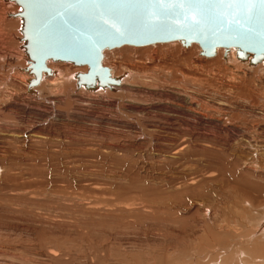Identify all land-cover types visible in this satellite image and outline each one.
<instances>
[{
  "label": "rangeland",
  "instance_id": "1",
  "mask_svg": "<svg viewBox=\"0 0 264 264\" xmlns=\"http://www.w3.org/2000/svg\"><path fill=\"white\" fill-rule=\"evenodd\" d=\"M1 9L0 264H264L258 68L112 49L117 77L133 75L120 93L76 89L85 68L50 61L66 94L16 95L23 19Z\"/></svg>",
  "mask_w": 264,
  "mask_h": 264
},
{
  "label": "water",
  "instance_id": "2",
  "mask_svg": "<svg viewBox=\"0 0 264 264\" xmlns=\"http://www.w3.org/2000/svg\"><path fill=\"white\" fill-rule=\"evenodd\" d=\"M20 6V15L23 19L21 32L23 34L25 49L29 56L27 71L35 76L29 90L40 84L44 74L52 75L48 67L49 61L66 62L79 67H87L86 73H78L77 87L90 89H106L119 85L120 81L111 76L110 69L103 65L104 52L109 49L120 48L126 45L143 47L156 43H170L182 41L188 46L198 43L202 53L206 56L215 55L217 48L237 49V56L247 60L252 56L251 64L264 63V16L261 15V6L257 2L255 8L227 7L221 5L217 11L223 17L216 19L214 15L203 20L198 32H189L179 28L156 31L140 30L138 34L125 38L105 40L102 44L90 51H80L68 43L69 35L80 38H91L95 43V29L98 21L88 16L79 17L65 27L64 21L55 15L59 6L55 3L36 5L33 0H10ZM39 8L40 14L37 15ZM180 11V9H177ZM250 15V18H249ZM176 19V17H173ZM182 19V17H180ZM197 19H201L197 16ZM239 21V27L236 25ZM69 29L71 32L69 33ZM249 29L251 31L249 32Z\"/></svg>",
  "mask_w": 264,
  "mask_h": 264
},
{
  "label": "snow or ice",
  "instance_id": "3",
  "mask_svg": "<svg viewBox=\"0 0 264 264\" xmlns=\"http://www.w3.org/2000/svg\"><path fill=\"white\" fill-rule=\"evenodd\" d=\"M33 2L36 5L57 4L59 10L55 15L64 21L65 27L79 17L88 16L97 20L95 43L91 38H87L85 42L82 34L79 39L71 34L68 37L70 45L85 52L91 50L89 44L95 48L105 40L125 38L138 34L140 30L179 28L198 32L202 21L209 16L214 15L216 19L223 17V13L217 11L221 5L242 7L250 12L258 2L261 6V15L264 16V0H33ZM39 14L38 8L37 15ZM197 16L201 19H197ZM235 23L239 27V21ZM261 35L264 36V32Z\"/></svg>",
  "mask_w": 264,
  "mask_h": 264
},
{
  "label": "bare ground",
  "instance_id": "4",
  "mask_svg": "<svg viewBox=\"0 0 264 264\" xmlns=\"http://www.w3.org/2000/svg\"><path fill=\"white\" fill-rule=\"evenodd\" d=\"M13 5H15L14 3H11V2H7V4H5V3H1L0 4V9L1 8H6V13H4V17H3V21L4 20H6L7 22H18V23H20V20H22L21 19V15H20V12H21V9H20V7L19 8H16L15 6L17 5H15L14 7H15V10H10V11H7V7H12ZM8 9H11V8H8ZM13 9V8H12ZM5 10V9H4ZM1 11H2V9H1ZM4 12V11H3ZM2 13V12H1ZM0 13V14H1ZM2 15H3V13H2ZM0 21H1V18H0ZM6 21H4V22H6ZM2 23V22H1ZM2 25V24H1ZM15 40H18V39H16L15 38ZM21 40V39H20ZM21 42H23V40H21ZM23 44H24V42H23ZM164 44H169L168 46H161V45H164ZM171 44V45H170ZM181 44V45H180ZM131 47H133V46H129V45H126V46H123V47H120V48H115V49H121V48H123L125 51H132V52H134V54L136 55V54H140L141 56H161V55H163V54H166V55H168V56H171V57H175V58H185V59H192L193 60V57L194 56H202V57H205V58H207V59H209V60H207L206 62H207V64H211V65H216V67H217V65H221V64H230V63H233V65L236 63V64H238V66H242V67H244V65L245 66H247V67H249V70H250V68H258L260 71H261V75H264V63H258V64H256V65H252L251 64V59H252V56L250 55L249 56V58L247 59V60H244V61H240L239 59H238V56H237V49H235V48H229L228 50L227 49H225V48H223V47H219V48H217V51H216V53H215V55H213V56H211V57H209V56H206V55H204L203 53H202V49H201V47H200V45L198 44V43H192V44H190V45H188V46H185V45H183V43H182V41H174V42H170V43H156V44H152V45H148V46H143V47H134L133 49L131 48ZM144 47H146V48H144ZM164 47H168V49H163ZM139 48V49H138ZM114 49V50H115ZM127 49V50H126ZM114 50H112V49H109V50H106L105 52H104V59H103V65L105 66V67H108L109 69H110V72H111V76L113 77V78H117V79H119V81H120V83H119V85H114V86H112L111 88H106V89H102V90H107V91H110V92H115L116 90H118V93H120L119 91L121 90H126L127 89V86H129V84H128V80L130 79V78H132V81H133V75H129V77H128V80H125L123 77H117L118 75H116L115 74V66H111V65H109V64H107V52L109 51H114ZM123 51V50H122ZM5 56V55H4ZM3 56V57H4ZM11 56V55H10ZM6 57V56H5ZM4 57V59H6ZM152 57V58H153ZM2 58V57H1ZM12 58H14V57H11L10 59H12ZM200 58V57H199ZM197 59V58H196ZM175 60V59H174ZM184 60V59H183ZM189 60V61H190ZM200 61H201V59H199ZM204 60V59H203ZM202 60V61H203ZM109 62V61H108ZM187 62V61H186ZM198 62V61H197ZM49 64H50V61L48 62V67L51 69V67L49 66ZM164 64H165V62H164ZM207 64H204V66H206ZM118 65H120L119 63H118ZM224 65V66H225ZM208 66H210V65H208ZM213 66V67H214ZM221 66H223V65H221ZM227 66V65H226ZM78 67V66H77ZM117 67V66H116ZM120 67V66H119ZM131 67V66H130ZM129 67V68H130ZM142 67V66H141ZM207 67V66H206ZM211 67V66H210ZM229 67V66H228ZM234 67V66H233ZM236 67V66H235ZM235 67H234V70H235ZM241 67V68H242ZM85 68V72L84 73H86L87 72V70H88V68L87 67H84ZM145 67H143V68H140V67H136V66H134V67H131V70L133 71V72H135V75H137V74H141L143 71H145V69H144ZM255 68V69H256ZM218 69V68H217ZM240 69V68H239ZM248 69V68H247ZM52 70V69H51ZM127 70V69H126ZM147 70V69H146ZM130 71V70H129ZM239 71V70H238ZM132 72V73H133ZM250 72V71H249ZM251 72H252V69H251ZM52 73H53V71H52ZM170 73V72H169ZM255 74V73H254ZM22 75H23V77H25V81H21L20 79H21V77L19 78V81H18V77H16V78H13L14 80L12 81V83H11V81H10V83H11V87H13L14 88V92H13V94H16V93H19L21 90H23L24 91V93L26 94V95H33L34 93L36 94L37 93V87H39L40 85H42V84H44V83H47V87H51V88H57V90H58V88H60V89H62V91H63V94L65 95L66 93V91H65V86L67 85V84H69V81L67 80V78H61V80H59V79H53L50 75H46V74H44V76H43V79H42V81L40 82V84L38 85V86H34L33 87V89L30 91L29 90V87H30V84H31V82L35 79V76L33 75V74H31V73H29L28 71H27V65H26V67H24V68H22ZM21 75V76H22ZM228 75V74H227ZM57 76V75H56ZM260 76V75H259ZM77 78V77H76ZM197 79V78H196ZM202 79V78H201ZM259 79V78H258ZM262 79V78H261ZM71 80V79H70ZM78 80V79H77ZM77 80H76V82L74 81V82H72L71 84H73L74 85V87H76V89H81V88H78L77 87ZM172 80V79H171ZM72 81V80H71ZM257 81V80H256ZM8 82V81H7ZM162 83V82H161ZM254 84H255V82H253ZM130 84H131V82H130ZM23 86L24 85V88H21L20 86ZM257 85V84H256ZM263 85H264V82H263ZM232 86V85H231ZM2 87V86H1ZM73 87V88H74ZM83 89L85 88V87H82ZM126 88V89H125ZM238 88V87H237ZM259 88V87H258ZM16 89H17V92H16ZM59 89V90H60ZM228 89V88H227ZM242 89V88H241ZM251 89V88H250ZM262 89L264 90V88L262 87ZM1 90V89H0ZM8 90H10V89H8ZM84 90H86V89H84ZM240 90V89H239ZM11 91H13V90H11ZM10 91V92H11ZM19 91V92H18ZM98 91H101L100 89H97V90H95V92L94 93H96V92H98ZM92 92V91H91ZM117 92V91H116ZM264 92V91H263ZM23 93V94H24ZM99 93V92H98ZM22 94V93H21ZM100 94V93H99ZM11 95V94H10ZM17 95V94H16ZM13 96V95H12ZM20 96V95H19ZM1 97V96H0ZM9 98V97H8ZM18 98V97H17ZM17 100V99H16ZM1 104V103H0ZM3 104V103H2ZM1 111V110H0ZM4 119V118H3ZM153 135V134H152ZM154 137V136H153ZM185 137V136H184ZM184 137L182 138V136H181V138L182 139H184ZM191 137V136H190ZM26 138V137H25ZM186 139H187V137H186ZM189 140V139H188ZM191 140V139H190ZM189 142V141H188ZM184 143H186V140H185V142ZM179 144V143H178ZM178 144H176V145H178ZM186 145H188L187 143H186ZM186 145H184V146H186ZM183 146V145H182ZM177 148V147H176ZM178 148H179V146H178ZM186 148V147H185ZM174 150V149H173ZM176 150V149H175ZM176 152H177V150H176ZM175 151H174V153H176ZM176 155V154H175ZM250 155H252L253 156V154H250ZM254 156H256V157H258V154H256V155H254ZM251 157V156H250ZM251 159V158H250ZM187 170V169H186ZM193 182V181H192ZM195 183V182H194ZM191 184V183H190ZM194 185V184H193ZM52 190V189H51ZM80 193V192H79ZM77 196V195H76ZM78 197V196H77ZM77 204V203H76ZM235 205V204H234ZM235 209V208H234ZM148 211V210H147ZM264 215V214H263ZM262 215V221L261 222H259V224L257 225L258 226V228H257V230L259 231V233H263L262 235L264 236V216ZM254 222V221H253ZM256 226V227H257ZM256 230V229H255ZM255 230H253V231H255ZM256 232V231H255ZM255 236H257L256 234H255ZM254 236V237H255ZM257 239V238H256ZM236 240V239H235ZM221 245V244H220ZM218 246V245H217Z\"/></svg>",
  "mask_w": 264,
  "mask_h": 264
}]
</instances>
